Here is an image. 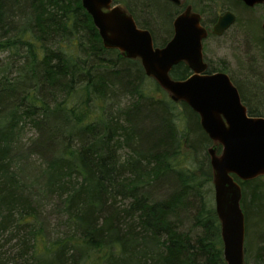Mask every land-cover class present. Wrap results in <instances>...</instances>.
Segmentation results:
<instances>
[{"label": "trees", "instance_id": "1", "mask_svg": "<svg viewBox=\"0 0 264 264\" xmlns=\"http://www.w3.org/2000/svg\"><path fill=\"white\" fill-rule=\"evenodd\" d=\"M249 19L240 27L263 63L264 37L253 18L250 34ZM162 20L138 24L159 48L169 41L156 43ZM251 74L249 86L229 78L248 115L264 118L263 82ZM190 75L184 63L170 72ZM150 79L138 60L103 48L81 0H0V264H225L212 142ZM235 180L246 264L264 259V230L253 249L248 225L264 177ZM50 216L62 228L54 236Z\"/></svg>", "mask_w": 264, "mask_h": 264}, {"label": "water", "instance_id": "2", "mask_svg": "<svg viewBox=\"0 0 264 264\" xmlns=\"http://www.w3.org/2000/svg\"><path fill=\"white\" fill-rule=\"evenodd\" d=\"M247 7L264 0H240ZM106 50H116L128 60H138L173 103H183L199 117V125L212 142L207 149L212 171L214 208L220 224L225 264H245V220L241 187L235 180L264 177V118L250 117L237 88L222 72L206 74L202 44L207 31L197 14L189 11L173 21V35L155 47L148 30L137 27L133 17L112 0H81ZM234 23L226 13L212 28L220 36ZM264 32V22L262 25ZM184 63L191 75L173 80V67ZM220 147L219 154L217 153Z\"/></svg>", "mask_w": 264, "mask_h": 264}, {"label": "rangeland", "instance_id": "3", "mask_svg": "<svg viewBox=\"0 0 264 264\" xmlns=\"http://www.w3.org/2000/svg\"><path fill=\"white\" fill-rule=\"evenodd\" d=\"M157 1L159 3L160 0ZM237 13L239 14L238 23L236 26L232 28V32H230L227 36L223 38L208 39L207 41H205L204 43L205 62L208 64V67L213 72H222L227 74L228 76H232L233 79L242 86L244 85L249 86V83L247 81L251 79L252 76L251 73L254 71L257 73L258 78L262 79L264 86V62L262 63L260 58L255 57V56H259V54L254 50L253 46L251 47L250 44L251 40L249 39L248 35L244 32V28L242 30V28L240 27L241 26L240 23L246 20L247 17H250L251 19H249L247 22V30L250 32L252 36L255 37L257 34L256 23L260 27V24L264 20V8L259 7L254 11H249V13H246L243 10L241 11L237 10ZM252 18L255 19L256 23L252 20ZM162 23H164V27L162 26L155 27L153 30L156 43L158 46L170 40L172 37V31L167 26L168 21L162 20ZM147 85L149 86L148 87L149 89L153 88L151 79L147 81ZM253 91H255V89ZM261 91L256 90L255 92L259 93V95H261V93L264 94V90L261 89ZM123 103H126V100H123ZM180 110L181 107L180 105H178L177 111L179 112ZM25 132L26 134H24L23 136L24 142L26 141L27 138H29L32 135L31 130H26ZM219 152L220 151L217 150L218 154ZM32 159L34 160L33 162L38 163L37 162L38 159L36 157H33ZM31 173H35V170H32ZM260 185L264 189V181H262ZM210 186H211L210 194L214 206L213 186L212 184ZM123 204L124 203H118V206H122ZM47 221H48V231L51 233L52 236H54L57 231L61 233L62 228L60 229L59 227L60 221L57 220V216H50L47 219ZM263 223H264V204H261L256 214L253 215L252 212H250V217L248 222V225L250 227L249 241L253 249H254L256 236H259L264 230ZM12 245H14V241L6 245L5 248L9 249ZM246 264H264V259L258 260L257 258L251 256L247 259Z\"/></svg>", "mask_w": 264, "mask_h": 264}, {"label": "flooded vegetation", "instance_id": "4", "mask_svg": "<svg viewBox=\"0 0 264 264\" xmlns=\"http://www.w3.org/2000/svg\"><path fill=\"white\" fill-rule=\"evenodd\" d=\"M159 3L163 4V7L167 9V12H164L163 9H161L163 7H159ZM159 3L157 0H112V6H120L124 8L127 12H130L132 14L131 16H133L137 27L138 24L142 22L151 23L153 21V17L157 16L158 14L167 17L168 23H170V25L168 24L167 26L172 31V35L173 21L179 15L183 14L186 11L197 14L200 18L201 27H203L207 31V37L202 44L204 62L205 41H207L208 39H220L232 32V28L237 25V21L239 19V14L237 13V10H243L246 13H249V11H254L259 7L264 8V3L257 4L253 7H247L240 0H160ZM156 5L158 6V8ZM226 13H230L234 16V23L225 32H223L222 35L217 36L212 34V28L217 23L219 18L224 16ZM263 22L260 24V30L264 37V32L262 29ZM207 73L208 71H206V74Z\"/></svg>", "mask_w": 264, "mask_h": 264}]
</instances>
